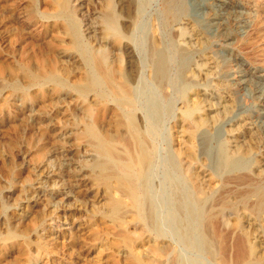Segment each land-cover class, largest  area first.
<instances>
[{
	"label": "rangeland",
	"instance_id": "rangeland-1",
	"mask_svg": "<svg viewBox=\"0 0 264 264\" xmlns=\"http://www.w3.org/2000/svg\"><path fill=\"white\" fill-rule=\"evenodd\" d=\"M52 2L0 0V64L15 66L25 58L33 64L35 57H44L66 71L70 83L76 82L83 71L77 55L64 50L68 42L59 32L62 22L53 18ZM112 2L123 45L136 59L134 103L139 128L148 132L154 154L146 177L154 225L135 242L134 251L159 264L173 259L177 264H219V256H208L205 249L198 221L202 206L189 178L193 173L207 182L223 177L224 151L236 155L240 147L250 149L240 156V169L264 173V0H174L171 18L164 0H134V20L127 26L121 0ZM253 2L257 10L248 7ZM104 3L70 0L82 39L92 49L101 48ZM108 42L103 46L108 61L127 69L123 46ZM155 43L168 62L163 87L151 74ZM51 44L55 47L48 50ZM3 82L0 264H130L127 250L114 240L120 232L135 234V227L126 220L112 223L106 216L107 197L89 175L95 155L78 137L89 120H96L100 131L114 133L112 101L51 93L49 87L20 77L16 84L21 91L13 93L11 77L5 75ZM185 95L201 100L209 117L194 134L191 159L176 151L186 147L177 132ZM85 104L94 109L91 117L82 112ZM250 240L258 242L255 234ZM159 244L167 248L161 259L149 251Z\"/></svg>",
	"mask_w": 264,
	"mask_h": 264
},
{
	"label": "bare ground",
	"instance_id": "bare-ground-1",
	"mask_svg": "<svg viewBox=\"0 0 264 264\" xmlns=\"http://www.w3.org/2000/svg\"><path fill=\"white\" fill-rule=\"evenodd\" d=\"M52 1L55 7L53 18L62 22L63 26L59 32L66 37L68 42L64 50L68 51V54L77 55L76 63L82 69V75L76 82L70 83L67 80L66 71L59 70L52 61L38 56L34 58L35 65L31 64V59L27 58L15 66L0 64V84L4 83L5 75H9L13 81L11 87L13 93L21 91L16 84V78L20 77L32 85L43 84V86L49 87L51 93L69 91L74 92L81 99L92 94L100 103L107 99L112 101L114 133L100 131L97 121L89 120L82 123L81 131L77 129L80 131L78 137L86 142L95 155L89 164V175L95 187L103 189L102 192L107 197L106 216L112 223L126 220L135 227L133 232L135 234L120 232L114 242L116 241L127 250L130 264H157L158 259L155 261L149 255L141 257L136 253V250L134 251L135 242H140L144 233H148L154 225L152 205L149 203L150 201L148 202L146 194V177L152 167L154 154L148 132L145 133L139 128V117L136 113V103H134L132 83L136 79L134 66L136 59L134 60L128 46L123 45L125 43L123 42L124 34L116 27L118 14L112 0H106L104 3L105 8L101 17L102 44L100 49L89 48L84 43L80 25L74 18V12L70 6V0ZM164 6L167 17L171 18L176 12L174 0H164ZM248 7L257 10L259 5L253 2L249 3ZM135 10L134 0H121L120 12L125 16L126 26L134 20ZM108 40L117 48L123 46V51L127 56V69L119 65V61L118 65H113L108 61L107 49L103 47L109 43ZM54 47L55 45L51 44L48 46V50H53ZM150 53L152 77L162 84L167 78L168 62L156 43L153 44ZM183 99L177 132L182 141L184 140L186 143V147L181 151L179 149L176 151L179 155L183 154L191 159L194 157V134L199 127L207 122L209 117L201 100L192 101L189 95L183 96ZM98 102L96 103L99 104ZM88 105H83L82 112L85 116L91 117L94 109H90L91 107ZM99 117L101 119V116ZM150 140L152 141V139ZM249 152V148L240 147V150L235 152L237 156H229L224 151L222 165H219L227 171L223 177L217 180L207 182L204 175L199 173H193L195 175L191 173L192 178H189L198 194V203L202 206L198 221H201L205 249L208 256H219V264H264V173L258 169L256 171L240 169L242 159L240 156L242 154L249 155ZM193 197L195 199V196ZM230 215L233 216L232 219H229ZM9 233H11L8 234L9 238L15 239L13 233ZM254 234L258 238L257 243L250 240ZM9 238L7 237V239ZM0 243H3L2 237H0ZM153 247H150L149 251L151 254L157 255L159 259L167 254V248L163 244ZM177 262L176 259L171 260V264H177Z\"/></svg>",
	"mask_w": 264,
	"mask_h": 264
}]
</instances>
